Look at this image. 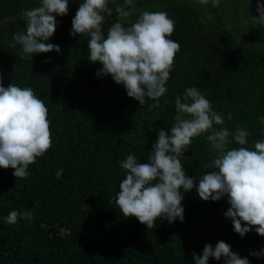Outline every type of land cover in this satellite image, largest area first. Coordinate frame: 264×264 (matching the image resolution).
Returning a JSON list of instances; mask_svg holds the SVG:
<instances>
[{"label": "trees", "instance_id": "1", "mask_svg": "<svg viewBox=\"0 0 264 264\" xmlns=\"http://www.w3.org/2000/svg\"><path fill=\"white\" fill-rule=\"evenodd\" d=\"M195 1L135 0L137 12L120 20L129 26L140 10H148L166 12L175 22L170 39L179 42L180 51L168 91L153 108L155 101L146 97L139 105L111 76H97L102 64L88 59L89 37L70 35L83 0H69L68 15L56 17L59 23L47 43L59 45L60 53L26 59H21L19 45L12 46L13 35L26 30L22 12L41 0H0L3 86L31 87L49 110L52 134L51 148L29 166L26 179H16L11 167L0 168V264H194L193 252L202 255L206 243L214 248L221 240L250 264H264V257L249 254L264 249V236L255 229L243 237L234 231L224 216L230 207L226 196L203 201L194 187L182 193L183 222L157 218L151 229L134 216L124 217L115 203L126 175L120 162L129 154L148 162L157 130L171 128L175 97H183L186 88H198L223 115L225 124L214 125L217 130L250 131L244 145L249 149L264 140V49L239 39L220 17L217 22L210 19L214 25H209ZM248 2L247 11L254 17ZM122 3L110 0L113 14H105V38L117 22L114 8ZM208 134L194 137L181 157L186 175L197 186L202 174L211 171L205 165L215 155ZM234 147L241 146L235 141L228 145ZM58 169H63L60 179ZM13 210L32 212L33 219L18 218L9 225L5 217ZM61 228L70 234L61 236ZM208 264L224 261L209 258Z\"/></svg>", "mask_w": 264, "mask_h": 264}, {"label": "clouds", "instance_id": "2", "mask_svg": "<svg viewBox=\"0 0 264 264\" xmlns=\"http://www.w3.org/2000/svg\"><path fill=\"white\" fill-rule=\"evenodd\" d=\"M209 2L197 0L204 6ZM211 4L219 7L220 0H211ZM114 10L117 22L111 24L105 38L102 29L105 14L109 17L113 14L110 0H83L72 19L70 35L89 37L88 59L102 64L97 76H111L139 105L145 104L147 97L155 101L151 107H159L160 98L168 91L166 85L175 56L180 51L179 42L170 39L175 22L166 12L140 10L135 22L124 26L120 20L137 12L135 0H123ZM257 11L260 15H254V26L264 27V5H258ZM68 12L69 0H41L39 6L24 10L26 30L13 35L12 45L20 46L21 59L53 50L60 53L59 45L47 41L56 31L59 23L56 17L66 16ZM48 111L31 87L22 88L14 83L4 87L0 77V168H13L16 179H26L29 166L52 146ZM228 119H232L231 113ZM224 124L223 115L213 110L198 88L189 87L183 97L177 95L174 123L170 129L157 130L148 162L141 163L134 154L120 162L126 175L119 184L115 203L122 215L136 217L148 229L156 225L157 218L169 223L177 219L183 222L182 193L195 187L203 201L227 197L230 207L224 216L231 219L234 231L241 237L253 229L264 236V140L256 141L249 149L244 145L251 132L237 127L230 133L227 127L219 130L214 127ZM204 133H209L206 140L215 155L205 165L211 171L202 174L197 186L195 178L186 175L181 157L190 148L192 139ZM233 141L241 147L229 149ZM62 172L63 169L56 171L57 179L62 177ZM18 218L31 221L33 213L13 210L5 221L12 225ZM68 234L67 229H60L61 236ZM249 254L264 257V249ZM192 256L194 264H208L209 258L216 261L223 258L224 264H250L247 257L241 258L223 240L214 248L206 243L202 255L193 252Z\"/></svg>", "mask_w": 264, "mask_h": 264}, {"label": "rangeland", "instance_id": "3", "mask_svg": "<svg viewBox=\"0 0 264 264\" xmlns=\"http://www.w3.org/2000/svg\"><path fill=\"white\" fill-rule=\"evenodd\" d=\"M195 3L197 4V0ZM198 5L200 4L198 3ZM199 10L206 15L209 25H214L212 19H216L217 22V18L220 17L221 22L231 28L233 34L239 39L264 49V27L254 26V17L247 11L246 0L239 2L237 0H220L219 7H213L210 0L207 6L200 5Z\"/></svg>", "mask_w": 264, "mask_h": 264}, {"label": "water", "instance_id": "4", "mask_svg": "<svg viewBox=\"0 0 264 264\" xmlns=\"http://www.w3.org/2000/svg\"><path fill=\"white\" fill-rule=\"evenodd\" d=\"M258 5H264V0H249L248 2L250 12H252L257 17L260 15V13L257 11Z\"/></svg>", "mask_w": 264, "mask_h": 264}]
</instances>
